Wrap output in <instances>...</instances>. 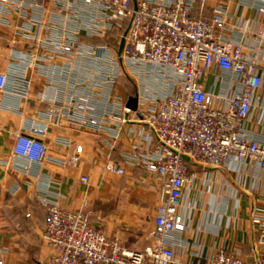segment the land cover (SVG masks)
I'll return each instance as SVG.
<instances>
[{"label": "built area", "instance_id": "2783aa9c", "mask_svg": "<svg viewBox=\"0 0 264 264\" xmlns=\"http://www.w3.org/2000/svg\"><path fill=\"white\" fill-rule=\"evenodd\" d=\"M257 1L264 13V0ZM55 3L60 11L69 9L74 27L48 37L45 41L48 51L42 54L15 53L7 71L0 72V91L10 89L22 99L28 97L32 88L28 72L41 61L62 60L66 67H71L74 61L78 65L94 64L101 84L109 88L123 75L138 81L140 91L135 110L129 109L120 95L108 93L107 105L99 113L91 104V95L81 91L86 83L80 76L74 87L81 90L63 101L57 95L58 89L52 88L53 106L48 117L55 124L65 120L103 131L116 141L122 135V125L130 121L124 112L132 113L145 127L133 129L139 141L126 160L157 176L161 201L154 221L153 243L143 250L126 249L118 239L109 238L95 228L85 211L86 203L74 211L57 203L47 204L42 239L53 253L43 264H171L174 244L186 229L179 208L196 175L190 173L184 156L214 167L251 159L264 169V141L246 127L254 95L264 82V56L256 50L249 52L245 41L225 37L228 26L224 6L214 8L212 17L205 19L193 15L195 0H55ZM44 5L45 0H0V22L10 25L9 16L13 12L25 15ZM37 23L38 17L30 20L28 26ZM24 31L29 34L30 28ZM114 34L117 41L113 45L80 42L82 35L107 38ZM213 71L224 73H220L217 81L224 85L225 91L215 93L205 88L202 78ZM100 86L88 89L97 88L96 94L103 96L106 87ZM45 133V127L32 128L30 135L16 133L7 163L14 170L27 173L34 163L54 161L48 145L41 139ZM59 142L70 145V140ZM81 151L79 147L67 160L57 163H77ZM106 169L118 174L125 172L112 161L106 164ZM251 220L257 227V237L250 262L237 252L220 249L206 264H264V207L254 208Z\"/></svg>", "mask_w": 264, "mask_h": 264}, {"label": "crops", "instance_id": "0c3cea01", "mask_svg": "<svg viewBox=\"0 0 264 264\" xmlns=\"http://www.w3.org/2000/svg\"><path fill=\"white\" fill-rule=\"evenodd\" d=\"M218 6L227 9L225 37L245 41L249 52L256 50L264 56V13L260 2L195 0L193 15L210 19ZM71 16L69 9L60 11L55 0H45L44 6L31 9L25 15L13 12L9 16L10 25L0 22V72L7 71L15 53L48 51L45 47L48 37L74 27ZM36 17L40 23L28 26ZM24 28H30L29 34L23 33ZM114 36L82 35L80 42L113 45L117 41ZM40 63L28 72L32 82L28 97L22 99L10 89L0 91V261L2 264H43L53 253L42 239L49 203L72 211L86 203L85 211L95 228L109 238L118 239L126 249H145L153 243L154 221L161 201L160 182L153 172L126 160L139 141L133 129L145 124L125 111L124 116L130 121L122 125V135L114 141L103 131L82 128L65 120L55 124L48 117L53 106L52 88L58 89L57 95L62 101L83 88L81 91L91 95V104L102 113L108 93L120 95L129 108L130 99L140 91L138 81L123 75L109 88L101 84L94 64L78 65L74 61L71 67H66L62 60ZM220 73L224 74L213 71L202 78L206 89L215 93L226 90L217 81ZM80 76L86 85L76 89L74 84L80 81ZM96 85L106 87L103 96L96 94L97 88L88 89ZM253 102L246 127L264 141V82ZM44 127L46 133L41 139L55 160L34 163L27 173L14 170L7 160L16 133L30 135L32 128ZM59 139L70 140V145H63ZM153 143L157 145L156 140ZM79 147H82L79 162L57 163L67 160ZM109 161L121 165L124 174L108 171ZM187 162L190 173L196 175L179 208L186 229L174 244L175 257L171 264H206L220 249L237 252L244 261L250 262L257 237V227L251 220L253 209L264 207V169L251 159L233 160L218 167L191 159Z\"/></svg>", "mask_w": 264, "mask_h": 264}, {"label": "water", "instance_id": "95a60500", "mask_svg": "<svg viewBox=\"0 0 264 264\" xmlns=\"http://www.w3.org/2000/svg\"><path fill=\"white\" fill-rule=\"evenodd\" d=\"M126 32H127V31H126ZM126 32H125V33H126ZM124 41H125V39H124V37H123V39H122V41H121V44H120V52H121V50H122V48H123ZM132 101H135V102H136V101H137V97H134V98L130 99V101H129V103H128L129 108L135 110V109L137 108V106H136V104L133 105V104H132ZM137 102H138V101H137ZM184 159L189 160V158H188L187 156H184Z\"/></svg>", "mask_w": 264, "mask_h": 264}, {"label": "rangeland", "instance_id": "374dc122", "mask_svg": "<svg viewBox=\"0 0 264 264\" xmlns=\"http://www.w3.org/2000/svg\"><path fill=\"white\" fill-rule=\"evenodd\" d=\"M132 98H134V97H132ZM132 98H131V99H132ZM137 101H138V99H137ZM137 101H136V102H135V101H132V104H133V105L136 104V106H138V102H137ZM130 109H131V108H130Z\"/></svg>", "mask_w": 264, "mask_h": 264}]
</instances>
